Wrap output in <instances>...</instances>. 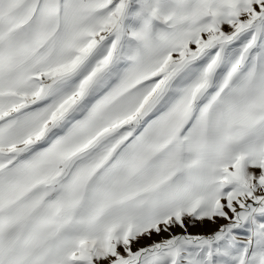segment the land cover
<instances>
[{"label": "snow or ice", "instance_id": "obj_1", "mask_svg": "<svg viewBox=\"0 0 264 264\" xmlns=\"http://www.w3.org/2000/svg\"><path fill=\"white\" fill-rule=\"evenodd\" d=\"M0 264H264V0H0Z\"/></svg>", "mask_w": 264, "mask_h": 264}, {"label": "rangeland", "instance_id": "obj_2", "mask_svg": "<svg viewBox=\"0 0 264 264\" xmlns=\"http://www.w3.org/2000/svg\"><path fill=\"white\" fill-rule=\"evenodd\" d=\"M215 225H211L209 223H205L203 225H198L197 227H190L189 231L193 232V233H197V232H207L209 230H211L212 228H215ZM177 231H179V229H177ZM166 235V234H164ZM153 239H160V237H153ZM151 241L145 240L142 241V243H150Z\"/></svg>", "mask_w": 264, "mask_h": 264}]
</instances>
